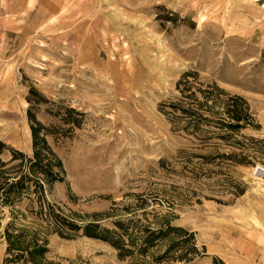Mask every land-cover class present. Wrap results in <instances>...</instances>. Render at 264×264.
<instances>
[{
  "label": "rangeland",
  "instance_id": "rangeland-1",
  "mask_svg": "<svg viewBox=\"0 0 264 264\" xmlns=\"http://www.w3.org/2000/svg\"><path fill=\"white\" fill-rule=\"evenodd\" d=\"M260 2L0 0V140L30 156L28 112L49 129L64 181L46 201L77 224L96 219L112 228L132 217L123 208L141 195L136 218L151 228L166 219L193 234L196 253L169 264H264V146L256 143L262 151L252 164L227 169L233 186L244 188L235 197L219 177L192 179L181 170L178 151L191 142L161 112L178 96L181 76L195 72L244 98L256 128L242 134L264 141ZM27 204L15 206L25 216L16 226L32 219ZM11 214L0 207V264H13L1 238ZM48 239L46 258L61 264H130L80 234Z\"/></svg>",
  "mask_w": 264,
  "mask_h": 264
},
{
  "label": "trees",
  "instance_id": "trees-1",
  "mask_svg": "<svg viewBox=\"0 0 264 264\" xmlns=\"http://www.w3.org/2000/svg\"><path fill=\"white\" fill-rule=\"evenodd\" d=\"M176 91L178 96L174 100L161 105V112L168 118L173 131L182 132L191 142L190 149L178 151L176 163L192 179L219 177V182L226 187L233 186L227 169L252 164L256 159L255 149L262 151L255 148L256 143L264 146V141L242 134L244 130L256 128L247 101L214 83L201 82L195 72L184 73L176 84ZM70 112L74 113V110ZM28 122L32 141L30 156L8 148L0 140V207H8L12 211V219L1 235L6 244V262L61 264L46 258L48 238L52 234L63 239H72L80 234L101 241L115 250L118 261L130 264L188 261L187 252L196 253L192 233L171 226L166 219L151 228L134 216L136 210L144 209L146 204L141 195L135 196L137 202L134 207L123 208V212L132 217H118L112 222V228L103 226L96 219L77 224L63 215L57 206L46 201V194L54 184L64 181L62 162L46 140L49 129L36 121L30 112ZM5 153L10 154L8 160L2 159ZM164 163L161 160L160 167L163 168ZM170 166L174 168L172 164ZM243 193L244 188L233 186L235 197ZM24 200L28 202L26 209L32 219L16 226L18 215L25 216L15 206ZM116 211L117 208H111V216ZM91 217L100 216L94 214ZM67 263L89 264L80 258Z\"/></svg>",
  "mask_w": 264,
  "mask_h": 264
},
{
  "label": "built area",
  "instance_id": "built-area-1",
  "mask_svg": "<svg viewBox=\"0 0 264 264\" xmlns=\"http://www.w3.org/2000/svg\"><path fill=\"white\" fill-rule=\"evenodd\" d=\"M259 9L261 10L262 13H264V2L259 3Z\"/></svg>",
  "mask_w": 264,
  "mask_h": 264
},
{
  "label": "crops",
  "instance_id": "crops-1",
  "mask_svg": "<svg viewBox=\"0 0 264 264\" xmlns=\"http://www.w3.org/2000/svg\"><path fill=\"white\" fill-rule=\"evenodd\" d=\"M258 1L264 2V0H255V2H258Z\"/></svg>",
  "mask_w": 264,
  "mask_h": 264
}]
</instances>
